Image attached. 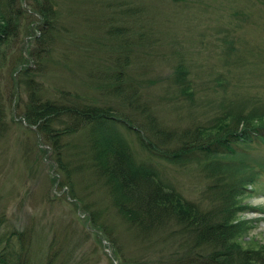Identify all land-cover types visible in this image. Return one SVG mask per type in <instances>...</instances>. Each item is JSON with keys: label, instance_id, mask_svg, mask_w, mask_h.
Masks as SVG:
<instances>
[{"label": "rangeland", "instance_id": "rangeland-1", "mask_svg": "<svg viewBox=\"0 0 264 264\" xmlns=\"http://www.w3.org/2000/svg\"><path fill=\"white\" fill-rule=\"evenodd\" d=\"M121 1L50 0L55 17L46 50L39 63L29 66L42 99L59 98L60 90H69L83 102L113 107L135 126L148 128L149 121L177 134L191 121L207 123L227 109L242 105L247 110L251 99L264 101V0ZM29 46L35 47L32 39ZM119 46L123 49L114 50ZM127 49L130 64L121 67L115 61L122 64ZM178 64L186 72L189 96L174 83ZM120 71L123 79L116 81L114 73ZM15 77L23 82L10 101L8 87L1 91L5 105L0 115V214L18 226H33L36 245L44 235L48 243L54 230L65 247H71L70 242L77 246L80 264H138L146 252L153 257L152 247L136 240L111 211L108 193L95 177L75 173L81 151L73 155L75 162L71 153L84 143L81 132L61 144L73 146L64 158L72 173L69 182L62 174L54 179L58 172L51 166L53 149L40 145L42 134L26 126L22 116L29 93L26 76ZM122 88V98L128 90L132 104L110 96ZM113 122L138 161L153 163L184 198L199 200L206 181L197 162L180 166L157 158L145 151L133 129ZM246 151L248 164L264 163V142ZM261 171L264 180V167ZM262 196L247 194L242 201L264 207ZM91 213L98 217L97 225ZM239 217L246 229L237 241L249 248L264 245V214L245 211Z\"/></svg>", "mask_w": 264, "mask_h": 264}, {"label": "trees", "instance_id": "trees-1", "mask_svg": "<svg viewBox=\"0 0 264 264\" xmlns=\"http://www.w3.org/2000/svg\"><path fill=\"white\" fill-rule=\"evenodd\" d=\"M126 2L122 0L121 4ZM134 13L131 11L130 15ZM54 17L50 0H0V115L5 105L1 91L8 87L7 97L11 100L16 95L15 88L23 82L15 76L25 75L29 93L22 116L26 126L42 134L44 142L40 145L53 149L51 166L53 172L55 166L58 172L54 179L59 174L66 180L71 176L64 158L73 146L61 144L64 138L81 132L84 143L71 153L73 156L81 151L77 156L81 160L72 157L77 162L75 173L94 176L95 183L108 193L114 215L136 240L152 247L153 257L146 252L138 264H264V245L249 248L237 241L246 229V221L239 214L254 210L264 214V207L242 201L247 194H264V163L245 161L246 149L264 142V101L251 99L247 110L242 105L227 109L208 118L207 123L191 121L177 134L149 121L148 128L135 126L113 107L83 102L79 94L69 90H60L59 98L42 99L29 66L40 62ZM31 39L35 47L29 46ZM136 43L147 46L141 41ZM120 46L114 50L123 49ZM129 52L127 49L122 64L117 60L115 63L126 66ZM121 73H114L116 81H122ZM174 79L178 90L189 96L190 84L179 64ZM123 91L117 89L118 95L110 96L119 97L120 103L126 99L132 104L129 91L122 98ZM113 121L133 129L145 151L157 158L180 166L197 162L198 173L206 181L199 200L184 198L163 179L153 163L138 161ZM93 215L92 221L97 225L98 217ZM35 232L28 223L18 226L1 213L0 264L82 263L77 246L69 241L72 246L65 247L54 230L48 243L44 241L46 235H40L38 245L33 241Z\"/></svg>", "mask_w": 264, "mask_h": 264}]
</instances>
